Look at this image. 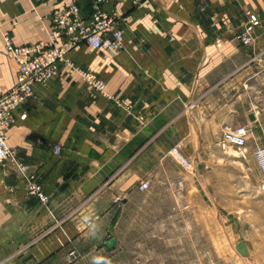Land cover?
<instances>
[{"label":"crops","instance_id":"1","mask_svg":"<svg viewBox=\"0 0 264 264\" xmlns=\"http://www.w3.org/2000/svg\"><path fill=\"white\" fill-rule=\"evenodd\" d=\"M72 1L0 0V90L18 79L8 42L49 43L53 15ZM77 1L84 17L99 6L117 18L121 47L78 45L71 52L76 68L60 63L17 110L28 116L7 127L10 146L50 202L28 193L13 164L0 163V264H60L62 251L106 244L140 198L153 202L162 188L179 189L182 230L191 203L207 232H219L216 209L227 218L226 231L240 236L226 264L244 257L241 239L264 264V179L254 158L264 146V100L249 94L253 76L264 72L257 65L264 59V0ZM250 13L262 24L245 45L237 36ZM77 67H91L104 91H93ZM240 124L250 129L246 160H221L218 141ZM175 145L194 172L171 153ZM144 181L149 189L139 188ZM85 216L98 218L101 239L88 237ZM13 251L22 254L19 263L10 261Z\"/></svg>","mask_w":264,"mask_h":264},{"label":"rangeland","instance_id":"2","mask_svg":"<svg viewBox=\"0 0 264 264\" xmlns=\"http://www.w3.org/2000/svg\"><path fill=\"white\" fill-rule=\"evenodd\" d=\"M251 14L247 23L244 25L241 32L244 31L247 26ZM256 15L259 19L260 17ZM260 25H258L252 33L253 40L249 43H245L239 37L237 38L241 43L245 45H251L256 40V31L261 26L262 20L260 19ZM257 65L264 67V59ZM243 81V79H242ZM244 82V81H243ZM253 89L249 91V94L256 99L264 100V72L253 76L252 79ZM243 88V86H242ZM244 91H242L243 93ZM264 103V101H263ZM246 125V124H240ZM239 126V125H237ZM231 127L224 131L223 136L218 141V147L224 152L220 155L221 160H225V156L231 154L236 156V160L244 161L245 159V147L248 144V138L250 129L248 128L247 144L243 147H239L235 144L224 142V135L231 129ZM178 149L181 153L179 146L175 145L171 149V153L180 161L181 165L188 168L191 172H194L192 165V159L187 158L189 165H186L181 161L180 157L175 153ZM264 146L259 145L254 152V158L257 161L263 179L264 170L260 164L259 151ZM253 159V158H252ZM146 182V181H144ZM143 182V183H144ZM149 187L140 189H149ZM183 180H179V184ZM264 183V182H263ZM196 189V188H195ZM178 188L174 190H165L162 188L156 195V200L152 202V196H144L140 198L139 209L136 207L129 210L128 213L122 218L120 223L109 234V239L116 238L113 247L107 245V243L99 242L92 243L89 247L80 250L66 252L62 251L58 258L60 264H90L91 255H99L107 258L110 264H226L227 254L234 253L235 243L239 238L237 232L226 231V217L220 216V211L215 210L213 212L215 217L219 216L218 222H220V229L218 233L213 234L206 231L205 226L198 225L196 205L197 203H191L188 212L185 213L188 226L182 230L181 223V202L178 194ZM50 198V196H49ZM124 197L121 195L116 196V202H122ZM41 202V201H40ZM50 202V199L47 203ZM193 204V205H192ZM213 214H209L213 217ZM106 240V242L108 241ZM88 246V248H87ZM241 254V253H240ZM28 258V257H27ZM22 259L21 253H14L10 255V261L19 263ZM28 260V259H26ZM229 264H257L249 256L237 257L233 259Z\"/></svg>","mask_w":264,"mask_h":264},{"label":"built area","instance_id":"3","mask_svg":"<svg viewBox=\"0 0 264 264\" xmlns=\"http://www.w3.org/2000/svg\"><path fill=\"white\" fill-rule=\"evenodd\" d=\"M52 22L54 28L50 33L49 43L16 45L11 41L8 42L7 49L18 65V79L11 89L0 90V163L13 164L15 170L25 180L28 193L43 203L49 201V195L38 181L36 174L30 172L28 165L17 156L14 148L8 143L7 127L15 123L18 117L25 119L28 116L26 109L19 114L17 110L34 98L37 86L45 85L52 79L60 63L66 62L75 67L71 52L78 45L85 43L115 51L121 47L123 35L114 15L96 6L90 16L84 17L77 0L72 1L66 10L56 12ZM260 22L256 15L251 14L247 26L239 36L242 41L249 43L253 40L252 33ZM77 68L93 91H104V80L96 75L91 67ZM247 134V126L239 125L224 135V142L243 147L247 143ZM175 150L181 161L189 165L188 159L178 149ZM60 151L61 145L55 144L54 152ZM259 159L264 170L263 149L259 151ZM141 187H149V182H144Z\"/></svg>","mask_w":264,"mask_h":264},{"label":"clouds","instance_id":"4","mask_svg":"<svg viewBox=\"0 0 264 264\" xmlns=\"http://www.w3.org/2000/svg\"><path fill=\"white\" fill-rule=\"evenodd\" d=\"M87 235L90 239L98 240L102 238V226L98 223V218L85 216L84 218ZM90 264H110L107 258L99 255L90 256Z\"/></svg>","mask_w":264,"mask_h":264},{"label":"water","instance_id":"5","mask_svg":"<svg viewBox=\"0 0 264 264\" xmlns=\"http://www.w3.org/2000/svg\"><path fill=\"white\" fill-rule=\"evenodd\" d=\"M116 241V238H111L110 240H108L106 243L108 246L113 247L114 243ZM237 250L243 255V256H249L250 252L247 246L246 241H244V239H241L237 245ZM30 257H28L27 259H29Z\"/></svg>","mask_w":264,"mask_h":264},{"label":"bare ground","instance_id":"6","mask_svg":"<svg viewBox=\"0 0 264 264\" xmlns=\"http://www.w3.org/2000/svg\"><path fill=\"white\" fill-rule=\"evenodd\" d=\"M9 143V142H8ZM247 144V143H246ZM248 246V245H247ZM248 249H249V247H248ZM249 252H250V250H249ZM242 255V254H241ZM250 255V254H249ZM243 256V255H242ZM244 257H248V256H244Z\"/></svg>","mask_w":264,"mask_h":264}]
</instances>
